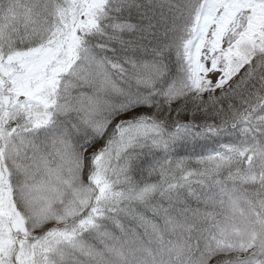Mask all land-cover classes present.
Here are the masks:
<instances>
[{"label": "snow or ice", "instance_id": "snow-or-ice-1", "mask_svg": "<svg viewBox=\"0 0 264 264\" xmlns=\"http://www.w3.org/2000/svg\"><path fill=\"white\" fill-rule=\"evenodd\" d=\"M0 264H264V0H0Z\"/></svg>", "mask_w": 264, "mask_h": 264}]
</instances>
